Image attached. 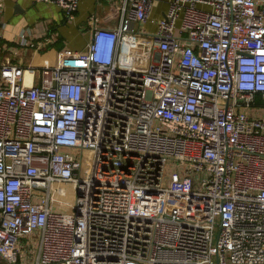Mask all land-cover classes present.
I'll return each instance as SVG.
<instances>
[{"label":"built area","instance_id":"obj_1","mask_svg":"<svg viewBox=\"0 0 264 264\" xmlns=\"http://www.w3.org/2000/svg\"><path fill=\"white\" fill-rule=\"evenodd\" d=\"M114 5L39 82L0 56V264H264V0Z\"/></svg>","mask_w":264,"mask_h":264},{"label":"crops","instance_id":"obj_2","mask_svg":"<svg viewBox=\"0 0 264 264\" xmlns=\"http://www.w3.org/2000/svg\"><path fill=\"white\" fill-rule=\"evenodd\" d=\"M120 0H78L74 18L68 20L55 4L43 0H4L1 17L4 20L0 44V56L8 55L13 62L23 61L33 66L35 80L40 81L39 68L57 64L61 51L82 50L91 37L90 16L98 17V23L105 27L119 24L120 12L115 9ZM167 8V0H153L150 20L139 25L141 29L155 30L157 20ZM30 28L38 37L55 35V41L43 51L23 47L20 34ZM2 46V47H1Z\"/></svg>","mask_w":264,"mask_h":264},{"label":"bare ground","instance_id":"obj_3","mask_svg":"<svg viewBox=\"0 0 264 264\" xmlns=\"http://www.w3.org/2000/svg\"><path fill=\"white\" fill-rule=\"evenodd\" d=\"M70 193H72V190L71 189L69 190L68 194L71 195Z\"/></svg>","mask_w":264,"mask_h":264},{"label":"rangeland","instance_id":"obj_4","mask_svg":"<svg viewBox=\"0 0 264 264\" xmlns=\"http://www.w3.org/2000/svg\"><path fill=\"white\" fill-rule=\"evenodd\" d=\"M25 241H27V238H25Z\"/></svg>","mask_w":264,"mask_h":264}]
</instances>
